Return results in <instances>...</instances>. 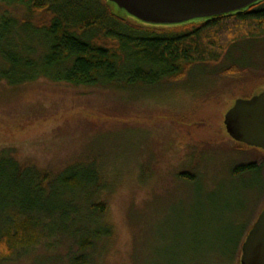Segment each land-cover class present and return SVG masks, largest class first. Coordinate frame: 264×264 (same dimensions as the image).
Returning <instances> with one entry per match:
<instances>
[{
	"label": "rangeland",
	"instance_id": "rangeland-1",
	"mask_svg": "<svg viewBox=\"0 0 264 264\" xmlns=\"http://www.w3.org/2000/svg\"><path fill=\"white\" fill-rule=\"evenodd\" d=\"M2 16L19 21L18 50L44 53L40 14L0 0ZM230 67L240 71L228 75ZM262 92L264 36L193 65L184 80L92 88L0 81V234L22 212L40 218L36 242L0 264H73L87 239L88 264H240L241 244L231 262L213 249L220 236L242 241L261 213L264 167L262 182L233 168L263 163L264 150L241 147L224 119L237 99ZM66 171L92 180L70 188L60 181ZM52 173L41 193L37 175ZM101 202L105 213L94 207ZM59 206L52 216L35 211Z\"/></svg>",
	"mask_w": 264,
	"mask_h": 264
},
{
	"label": "trees",
	"instance_id": "trees-1",
	"mask_svg": "<svg viewBox=\"0 0 264 264\" xmlns=\"http://www.w3.org/2000/svg\"><path fill=\"white\" fill-rule=\"evenodd\" d=\"M6 1L24 6L31 14H40L36 27L44 35L43 54L37 55L36 48L27 44H23L20 51L13 39L18 19L0 17L3 62L0 81L15 88L42 77L84 88L184 80L193 65L217 62L237 41L264 36V0L242 11L176 25H150L130 15L118 14L115 5L108 0ZM28 26L25 27L28 29ZM236 71L240 70L230 67L225 73L234 75ZM210 102L206 101L205 106ZM263 167L264 162L239 163L233 168V176L248 178L252 175L262 182ZM56 175H37L41 193L47 191L48 181L50 183ZM91 180L75 171H66L60 178L70 188L83 187ZM94 207L100 213L107 210L105 202ZM35 209L52 216L62 206L52 211H45L43 207ZM30 212H22L27 216L20 218L18 215L19 218L0 234V259L9 257L14 248L36 242L40 218L28 215ZM246 235L242 241L239 237V243H232L229 235L220 236L213 254L221 261L231 262ZM90 244L88 239L83 242L82 253L74 258L73 264H88L85 250Z\"/></svg>",
	"mask_w": 264,
	"mask_h": 264
},
{
	"label": "water",
	"instance_id": "water-1",
	"mask_svg": "<svg viewBox=\"0 0 264 264\" xmlns=\"http://www.w3.org/2000/svg\"><path fill=\"white\" fill-rule=\"evenodd\" d=\"M118 14L150 25H176L242 11L261 0H108ZM121 11V12H119ZM227 133L236 141L264 150V92L239 98L225 114ZM240 264H264V207L248 231Z\"/></svg>",
	"mask_w": 264,
	"mask_h": 264
}]
</instances>
